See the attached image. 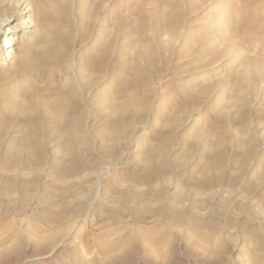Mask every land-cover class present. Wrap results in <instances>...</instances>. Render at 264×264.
<instances>
[{
	"label": "rangeland",
	"instance_id": "374dc122",
	"mask_svg": "<svg viewBox=\"0 0 264 264\" xmlns=\"http://www.w3.org/2000/svg\"><path fill=\"white\" fill-rule=\"evenodd\" d=\"M246 1L69 0L48 114L0 60V264H264V0ZM108 40L96 74L83 56Z\"/></svg>",
	"mask_w": 264,
	"mask_h": 264
},
{
	"label": "bare ground",
	"instance_id": "6f19581e",
	"mask_svg": "<svg viewBox=\"0 0 264 264\" xmlns=\"http://www.w3.org/2000/svg\"><path fill=\"white\" fill-rule=\"evenodd\" d=\"M171 1H173V0H171ZM247 1L250 2L251 0H247ZM253 1L254 0H252L251 2H253ZM0 2H3V0H0ZM5 2H6V0H5ZM67 2H69V0H16L14 3H12V1L10 0L8 3L7 2L4 3V4H6L5 5L6 7L3 6L4 7L3 8L2 6H0V15L2 14V12H5V14H6L7 11H9L10 16H11L10 18L9 17H4V18L0 17V38H1V33L4 32L3 29L8 24L9 20H11V18H12L16 21L12 26H10L8 28L9 31L8 30L7 31L9 33L5 34V36L3 37V38L6 37V39H4V41L2 40V42H0V60L3 59L6 62H10V61H12V59L17 60V62H18L17 67L15 65V67H16L15 69H13V68L9 69L10 76L12 78L16 77V80H18V82L19 81L21 82L22 87L23 86H30L29 90L31 91L32 94H37V95L39 94V96L41 97V100H42V107L47 111V112H45L46 114L51 112L50 99H48L49 94H50L49 83H50V81L55 80L56 76H54L55 72L53 73V71H54V69H56V67L58 69L59 68L62 69V71H63V67L65 66V64L62 60V57H64L62 55H64L63 53L65 51H64V47H63L62 43H65V41L71 37L70 33L66 32L65 28H64L65 23H71L72 22V18H69L65 15V12H67L68 10L65 11V8H63L64 3L67 4ZM175 2H176V0H175ZM0 4H2V3H0ZM246 4H248V3H246ZM258 6L260 7V4ZM261 6H263V5H261ZM72 9H73V7H72ZM87 11L88 10H87L85 5H83V4H82V6L80 5L77 15H78V18H80L82 20V22L84 23L83 25H81L82 28L86 27L85 21L87 20V17H88ZM261 12H263V11H261ZM92 13H93V11L91 12V14ZM94 13H95V11H94ZM157 13L164 16L160 7L157 8ZM255 14L256 13L252 14L249 12L247 14L248 18L247 17L246 18L249 21V17H250V19L252 17L251 22L249 21L250 22V24H249V22L247 23V20H246V22H244L245 23L244 25H246V23H247V25L249 24L248 27H250L251 24L255 23V22H253L255 19L254 17H256ZM2 15L5 16L4 14H2ZM94 15H97V14H94ZM33 16H34V18H33L34 20L33 19L28 20L30 17H33ZM105 16H106V14H105ZM165 17H167V16H165ZM161 18H162V16H161ZM257 18H256V20H257ZM1 19L3 21H1ZM87 26H88V24H87ZM253 27H251V28H253ZM87 28H89V27H87ZM82 30L86 31V29H82ZM249 30H250V28H249ZM251 30H253V29H251ZM250 34H252V32ZM100 36H101V34H100ZM32 38H34V41L31 40ZM29 40L33 41V42L30 43ZM108 41L109 42H107L105 47L102 49V52L100 53L99 57H97V58L94 57L93 47H91V50L88 51V53H86L83 56L84 57L83 58L84 59L83 60L84 65L90 66V68L92 67L93 69H95L96 74H98V70H99L100 66L105 64V63L107 64L109 61V57L111 54V50H110L111 41L110 40H108ZM19 44L25 45L26 49L25 48H24L25 50L23 49L24 53L22 52L21 54H19L17 52V50H19V47H18ZM151 53H153V51H151L149 53L148 52H146V53L141 52L140 54L144 57L148 56L149 58H151V56H152ZM254 69L255 68L253 67L252 70H254ZM3 70L1 73H4ZM137 70H139V68ZM7 73H8V71H7ZM229 75H230V73H228L226 71L220 72V77H228ZM11 77H10V79H11ZM59 77H61V76H59ZM40 78H42V80H44L43 83L41 82L43 86H40L39 85L40 83H38V81H40L39 80ZM76 82H78L77 79H74V80L71 79L70 80L71 85L68 87H66L65 84L63 85V84H59V83L55 84V87H53V92L55 93V97H56L55 103L59 107L60 111L69 110L70 106H72V99H74V98L76 99L80 95L81 90H80V87L76 84ZM20 87H21V85H20ZM185 87L187 88V85ZM23 88H25V87H23ZM226 98L227 97H226V93H225V95H222L219 98L220 100L218 99L219 105H220V103L222 104V101H224ZM31 99H33V98H31ZM74 107H75V105L73 106V108ZM71 111H73V110H71ZM247 127H248V125L246 124V128ZM2 130H3V126H1V124H0V131H2ZM69 130L71 132H73L75 130V127L72 125H69ZM247 143H248L249 148H248L246 154L244 155L246 160L251 157V154L253 152V139L250 138L247 141ZM219 145H221V144H219ZM128 152H129V150H127V153H126L127 155H125V157H124L125 159L130 158L132 155V154H128ZM162 155H163V149L159 148L155 151H150L147 154V159L148 160H154V159H156V157H158V156L161 157ZM248 160H250V159H248ZM58 248L59 247H55L54 251H56Z\"/></svg>",
	"mask_w": 264,
	"mask_h": 264
}]
</instances>
